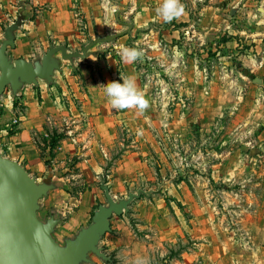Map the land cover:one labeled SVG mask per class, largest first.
<instances>
[{
  "label": "rangeland",
  "instance_id": "rangeland-1",
  "mask_svg": "<svg viewBox=\"0 0 264 264\" xmlns=\"http://www.w3.org/2000/svg\"><path fill=\"white\" fill-rule=\"evenodd\" d=\"M31 1L14 0L17 15L13 21L22 8L28 16L25 21L31 18L32 13L26 11ZM181 2L185 12L179 19L170 23L157 21L134 32L133 37L120 36L98 44L94 50L102 49L103 52L97 58L76 60L78 64L74 65L73 73L84 87L88 83L103 85L109 72L103 68L114 63L118 72L114 81L123 83L121 76L132 77L149 99L150 107L142 115L135 110L119 111L125 119L120 117L118 138L102 151L106 167L103 173L95 182L84 180L85 177L58 179L60 186L41 200L38 215L45 220L54 211L56 216H62L63 222L73 210L68 209L70 197L60 194L63 190L68 189L67 192L75 197L92 188V184L99 188L105 181L109 186L112 177L108 176L113 165L128 151H143L144 154L138 155L152 163L145 174L153 176L154 181L150 177H137L128 183H114L113 186H117L115 199L144 189L150 194L135 199L129 212L131 207L151 205L159 199L168 207L178 209L176 218L201 235L199 244L209 243L204 249L200 246V253L212 254L210 264H264V37L254 36L255 22L246 19L247 15L238 18L221 0ZM111 3V0H102L105 21L96 28L97 32L106 34L101 37L124 29L116 22L118 8ZM33 8L34 13L40 9ZM75 8L79 9L77 4ZM81 15L76 11L80 27L85 30ZM122 19L131 23L130 14H124ZM238 29L247 33L238 32ZM127 39L130 48L144 51L142 62H126L122 51H117L116 45ZM82 47L71 45L69 49L81 51ZM107 52L109 56L101 59L100 56ZM41 56L28 54L30 60ZM64 65L71 67L68 62ZM57 74L60 71H56ZM39 84L47 82L40 80ZM26 87L36 86L26 85L22 91ZM20 92L14 96L7 87L0 95V135L6 132L4 135L10 144L11 137L18 133V124L13 121L18 118L17 111L22 106ZM5 108L8 119L1 122ZM80 108L76 103L74 109ZM69 126L60 118L53 121L46 132L35 134L46 165L43 174L56 168L54 174L62 175L61 162L67 168L66 173H77V163L90 155L89 140H93V133H84L87 136L83 139L82 130L71 132ZM68 139L75 146L72 154L63 152V144ZM140 169L144 170L145 166ZM43 177L38 175L37 180L41 182ZM120 193L125 197H120ZM103 200L106 202L105 198ZM57 201H60L56 205L62 206L61 210L54 207ZM72 202L75 198H71ZM100 204L96 198V207ZM108 233L101 239L100 247L112 261L91 253V262L83 264H117L118 253L106 244ZM54 235L61 243L67 237L62 236L59 229ZM183 245L184 241L172 246L164 244L160 252L165 247L167 253L180 258L181 249H189L188 242L185 244L188 246ZM160 262L163 261L155 264ZM193 264L206 263L196 261Z\"/></svg>",
  "mask_w": 264,
  "mask_h": 264
},
{
  "label": "crops",
  "instance_id": "crops-1",
  "mask_svg": "<svg viewBox=\"0 0 264 264\" xmlns=\"http://www.w3.org/2000/svg\"><path fill=\"white\" fill-rule=\"evenodd\" d=\"M31 2L32 4L27 5L26 11L32 13V16L18 30L15 48H8V54L15 59L22 57L30 60L28 54L43 55L53 45L63 44L68 48L71 45L82 47L90 39L106 35L99 32V30L96 31V28L99 29L100 24L105 21L101 7L102 0H32ZM111 2L112 6L118 8L115 20L117 23L122 24L123 30L127 29L128 26L125 25L122 16L130 14L131 17L132 32L122 36L133 37L134 32L141 31L154 22L162 20L157 15L156 10L158 6L163 4L164 0H111ZM221 2L223 6H226V9L236 13L238 18L247 15L246 19L255 22L253 35L264 37V0H221ZM13 3L14 0H0V39L4 38L5 28L17 15V9ZM76 4L79 7L78 10H75ZM33 6L40 9L34 13ZM76 11L82 13L81 16L84 18L87 29H81L80 18L76 17ZM238 32L243 33L246 31L238 29ZM129 44L128 39L122 41L120 45H116L118 46L117 51L123 52V49L130 48ZM108 53L101 55L100 58L108 57ZM76 64H78L77 61ZM109 66L105 65L103 68V71H109L106 74L108 80L103 81V85L88 83L84 87L79 82L78 77L74 76V66L67 67V65H63L60 74H55L56 83L33 85L36 87H32V89L26 87L24 91L20 92L22 106L17 111L19 119L18 133L11 137V144L5 138L4 134L6 132H2L0 135V146L3 154L21 163L36 178L38 175L47 177L52 172V179L55 181L62 178L69 179V177H85L84 180L95 182L97 177L106 169L102 151H106L108 143L118 138L120 117H124L123 120L125 119V115L111 107L104 93V85L113 82L116 73L118 74L116 64L110 63ZM76 103L81 105L79 110L74 109ZM1 104L2 106L5 105L4 103ZM6 109H4L5 114L2 116L1 122L8 119ZM12 113L14 112L12 111ZM60 118L70 124L68 129L71 132L82 130L83 139L87 136L84 133H93V140H89L91 153L88 158L77 163V173H66L67 168L64 167L65 165L63 166L64 162H61V166L64 168L62 175L54 174L56 168H51L47 171V174H45L46 172L43 174L46 165L34 136L37 132H46V128L51 127L53 121L60 120ZM74 150L75 146L71 141L69 139L65 140L63 152L72 154ZM142 152L128 151L127 155L124 154L111 168V175L108 177L109 179L112 177L109 188L113 197L116 195L115 188L117 187L113 186L114 183H128L137 179V177L142 179L150 177L145 172H148L147 168L152 163H147L143 157L138 155L140 153L144 154ZM105 153V155H108L107 152ZM143 165L145 171L140 169V166ZM58 166L60 167V165ZM41 172L42 174H40ZM57 176L61 177L58 178ZM151 178L154 181V177ZM67 190H63V193L60 194L66 193L70 197V207L68 209L73 210L70 211L71 214L65 216V220L61 221L56 229L61 230L62 236L68 237L73 236L79 229L88 225L98 207L95 205V199H99L102 204L106 203L103 200V198L106 200V197L101 185L97 188L95 184H92V188L80 192L79 196L75 197L71 196ZM119 195L125 197L121 196V193ZM71 198H75V202L71 203ZM58 203L60 201H57L54 207L61 210L62 206L56 205ZM67 205L66 203L65 207ZM71 205L75 207L72 208ZM64 213L66 214V212ZM175 215L178 217V209L170 208L161 203V199L151 205L131 207L128 215H114L111 218L109 237L106 235L105 238L107 239L106 244L110 246L109 249L118 253L117 264H135L138 258L147 260L148 264H155L161 260L163 262L158 264H168V262L169 264H193L196 261L210 264L212 254L207 253L208 251L200 253V246L202 245L201 249H204L206 245L208 247L209 243L199 244L198 239L201 235L195 232L192 227L188 229L184 226ZM180 241H184L183 246H188L185 245L187 242L189 244V249L187 247L181 249L180 258H175L171 253H167L165 247L160 252L162 245L170 244L172 246Z\"/></svg>",
  "mask_w": 264,
  "mask_h": 264
},
{
  "label": "water",
  "instance_id": "water-1",
  "mask_svg": "<svg viewBox=\"0 0 264 264\" xmlns=\"http://www.w3.org/2000/svg\"><path fill=\"white\" fill-rule=\"evenodd\" d=\"M27 17L24 8L20 9L18 17L5 28L4 38L0 39V95L7 87L16 96L26 85H38L40 80L56 83V71H61L65 62L74 66L77 59L97 58L103 52L94 50L98 44L111 42L133 29L131 23H125L127 29L90 39L81 51H71L63 44L53 45L34 60L13 59L8 48H15L16 34ZM52 176L51 172L39 182L21 163L6 157L0 146V264H83L91 262V253L112 261L100 247L103 236L111 231V218L128 213L131 203L150 191L138 189L117 200L103 181L101 188L106 203L94 211L89 225L65 237L61 243L54 234L62 216L52 211L43 220L38 215L41 200L60 186Z\"/></svg>",
  "mask_w": 264,
  "mask_h": 264
},
{
  "label": "clouds",
  "instance_id": "clouds-1",
  "mask_svg": "<svg viewBox=\"0 0 264 264\" xmlns=\"http://www.w3.org/2000/svg\"><path fill=\"white\" fill-rule=\"evenodd\" d=\"M157 15L164 22H171L179 19L185 12V6L181 0H164L163 4L157 7ZM126 62L143 61L145 53L138 48H125L122 52ZM123 83L109 82L104 85V93L111 107L117 111L135 110L137 114H143L150 107V101L145 93L140 90L132 77L121 76ZM135 264H148L145 259L138 258Z\"/></svg>",
  "mask_w": 264,
  "mask_h": 264
},
{
  "label": "built area",
  "instance_id": "built-area-1",
  "mask_svg": "<svg viewBox=\"0 0 264 264\" xmlns=\"http://www.w3.org/2000/svg\"><path fill=\"white\" fill-rule=\"evenodd\" d=\"M14 124H18L19 123V119L18 118H15L14 121H13Z\"/></svg>",
  "mask_w": 264,
  "mask_h": 264
}]
</instances>
